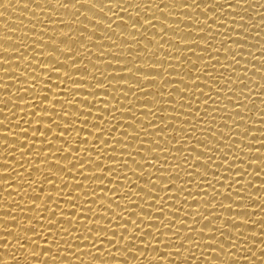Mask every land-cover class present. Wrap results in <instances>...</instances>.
Instances as JSON below:
<instances>
[{"label": "bare ground", "instance_id": "obj_1", "mask_svg": "<svg viewBox=\"0 0 264 264\" xmlns=\"http://www.w3.org/2000/svg\"><path fill=\"white\" fill-rule=\"evenodd\" d=\"M0 264H264V0H0Z\"/></svg>", "mask_w": 264, "mask_h": 264}]
</instances>
